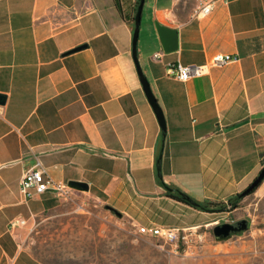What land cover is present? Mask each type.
<instances>
[{
  "label": "crops",
  "instance_id": "crops-1",
  "mask_svg": "<svg viewBox=\"0 0 264 264\" xmlns=\"http://www.w3.org/2000/svg\"><path fill=\"white\" fill-rule=\"evenodd\" d=\"M138 1L0 0V264H44L25 245L28 230L69 201L21 193L37 160L71 200L92 196L137 230L183 231L197 244L187 254L198 244L249 251L238 240L206 243L242 208L210 214L167 197L157 161L163 150V183L196 201L226 202L264 168V0H217L200 17V0H145L137 56L165 115L164 147L133 55ZM157 24L178 30L177 51L164 52ZM219 54L238 59L187 82L167 76L168 63ZM254 195L264 222V182Z\"/></svg>",
  "mask_w": 264,
  "mask_h": 264
},
{
  "label": "rangeland",
  "instance_id": "rangeland-1",
  "mask_svg": "<svg viewBox=\"0 0 264 264\" xmlns=\"http://www.w3.org/2000/svg\"><path fill=\"white\" fill-rule=\"evenodd\" d=\"M142 34L141 30L140 37ZM68 200L43 223L37 222L28 230L25 245L44 264H264V222L254 218L258 210L255 213L249 206L257 202L254 194L242 202L240 211L219 221L247 222V230L227 240L250 245L242 254L203 247L206 244H198L187 254L184 246L177 250L174 244L140 234L128 220L116 216L92 196ZM210 235L206 243L216 245L213 232Z\"/></svg>",
  "mask_w": 264,
  "mask_h": 264
},
{
  "label": "built area",
  "instance_id": "built-area-1",
  "mask_svg": "<svg viewBox=\"0 0 264 264\" xmlns=\"http://www.w3.org/2000/svg\"><path fill=\"white\" fill-rule=\"evenodd\" d=\"M217 0H200L199 8L196 12L198 17L207 16L214 8ZM163 57V52H157L154 58L160 60ZM236 56L219 54L215 56L209 64H188L182 65L179 63L167 64V76L174 78L180 82H187L194 78L208 75L210 70L215 67H224L227 64L237 61ZM20 191L27 200L35 195H41L48 191H53L59 196L69 199L70 193L67 185L55 183L47 176V172L42 162L37 160L34 166L26 169L20 180ZM234 221H232L233 223ZM26 224L24 220H15L11 222L12 228H18ZM138 232L142 235L158 238L166 243L174 244L177 250L184 246L186 251L191 247V240L188 235L178 229L163 228V227H138Z\"/></svg>",
  "mask_w": 264,
  "mask_h": 264
},
{
  "label": "water",
  "instance_id": "water-1",
  "mask_svg": "<svg viewBox=\"0 0 264 264\" xmlns=\"http://www.w3.org/2000/svg\"><path fill=\"white\" fill-rule=\"evenodd\" d=\"M145 5V0H140L138 10L135 16L134 20V35H133V55L134 59L137 65L138 73L141 79V83L143 85L144 91L147 95V98L153 107L158 122L160 124V127L162 129L163 133V147L165 143V137L167 134V123L165 119L164 112L159 104V101L157 100L156 96L153 93L151 84L143 72V69L139 63L138 56H137V47H138V42L140 38V30H141V22H142V14H143V9ZM157 31L159 38L162 43V47L165 53H172L178 50L179 47V38H178V30L166 27L161 24H157ZM84 46L79 47V49H82ZM6 97L2 94H0V104H3L5 102ZM163 155V150L162 153L159 156V159L157 161V173H158V178L163 181V174H162V156ZM264 180V168L261 170L257 178L251 183V185L241 192L239 194V197H246L248 196L251 192H253L255 189L258 188V186L261 184V182ZM70 187L72 189H75L77 191H88L89 187L86 183L83 182H77V181H72L70 182ZM185 200L191 202L192 200L189 196L184 197ZM108 210L113 212L116 216L122 217V214L114 209L111 206H106ZM247 222H237V223H224V224H219L216 225L213 228V235L218 242H224L227 240H230L234 235L239 233V231L244 230L247 227Z\"/></svg>",
  "mask_w": 264,
  "mask_h": 264
},
{
  "label": "trees",
  "instance_id": "trees-1",
  "mask_svg": "<svg viewBox=\"0 0 264 264\" xmlns=\"http://www.w3.org/2000/svg\"><path fill=\"white\" fill-rule=\"evenodd\" d=\"M139 3H140V0L138 1V5H139ZM134 20H132V21H134ZM263 182H264V180L261 182V184ZM159 184L166 188L167 197H169L173 200H176L178 202L184 203L186 205H189L191 207H194L197 210H201V211H204V212L210 213V214H221V213H225V212L226 213L227 212H233L237 209H240L242 207V202L246 198L252 196L261 186V184H260L257 189H255L253 192H251L248 196H246L244 198L239 197V194H237V195L229 198L226 202H220V201H212V200L196 201L190 197L192 200V204H191V202L184 199V197L188 196L185 193L168 187L160 179H159ZM247 228H245L243 231L247 230Z\"/></svg>",
  "mask_w": 264,
  "mask_h": 264
},
{
  "label": "flooded vegetation",
  "instance_id": "flooded-vegetation-1",
  "mask_svg": "<svg viewBox=\"0 0 264 264\" xmlns=\"http://www.w3.org/2000/svg\"><path fill=\"white\" fill-rule=\"evenodd\" d=\"M237 222H243V221H234L233 223H237ZM247 227H248V225H247ZM247 227H246V228H247ZM242 231H243V230H242ZM240 232H241V231H239V233H240ZM239 233H237V234H239ZM237 234H236V235H237ZM234 236H235V235H234Z\"/></svg>",
  "mask_w": 264,
  "mask_h": 264
}]
</instances>
